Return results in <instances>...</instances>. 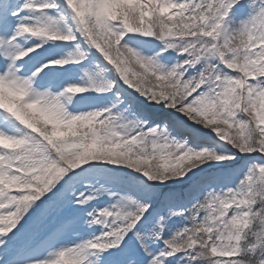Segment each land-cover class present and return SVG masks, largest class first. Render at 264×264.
<instances>
[{"label": "snow or ice", "instance_id": "1", "mask_svg": "<svg viewBox=\"0 0 264 264\" xmlns=\"http://www.w3.org/2000/svg\"><path fill=\"white\" fill-rule=\"evenodd\" d=\"M0 264H264V0H0Z\"/></svg>", "mask_w": 264, "mask_h": 264}]
</instances>
